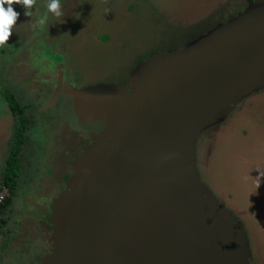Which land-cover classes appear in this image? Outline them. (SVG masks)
Instances as JSON below:
<instances>
[{
    "label": "water",
    "instance_id": "95a60500",
    "mask_svg": "<svg viewBox=\"0 0 264 264\" xmlns=\"http://www.w3.org/2000/svg\"><path fill=\"white\" fill-rule=\"evenodd\" d=\"M61 78L50 102L67 94L79 120L123 127L95 148L97 161L77 167L76 187L58 201V264H244L246 236L205 194L192 139L264 83V0L184 48L151 54L118 86L61 88ZM10 133L0 128V153Z\"/></svg>",
    "mask_w": 264,
    "mask_h": 264
},
{
    "label": "rangeland",
    "instance_id": "374dc122",
    "mask_svg": "<svg viewBox=\"0 0 264 264\" xmlns=\"http://www.w3.org/2000/svg\"><path fill=\"white\" fill-rule=\"evenodd\" d=\"M48 3L49 0H35L34 14L30 17L24 15L22 6L14 5L20 13L16 25L24 32L13 31L6 44H9V57L0 60L9 61L11 73L12 57H19L16 63L22 67L17 76L34 65L51 74L61 67L65 77L75 87L82 88L118 86L151 53L184 48L219 23L244 13L250 0H60L63 15L57 18L49 12L46 25L40 30L35 27L38 19L35 9L38 7L43 14ZM19 45L22 49L18 52ZM46 50L57 57L55 61L41 58L40 54ZM194 53L191 50L187 56L198 62ZM196 54L204 56L205 51ZM57 63L60 64L56 67ZM15 81L13 89L18 88L21 92L18 95L25 101L21 95L30 97L31 81L23 77H16ZM68 96H60L58 113L41 107L42 104L32 108L44 121L37 119L28 126L27 144L22 145L18 154L23 170L20 169L19 191L12 205L26 217L14 226L19 236L12 233L5 246H0L4 264H46L47 261L58 264L65 255L62 226L55 221L61 211L58 201L68 197L76 187L77 167L84 169L97 161L98 155L93 157L95 148L109 141L113 132L117 136L121 133L117 129L123 127L122 123L79 120L74 112L75 104ZM75 130L87 137H81ZM103 130L108 133L106 137ZM192 143L195 173L205 194L208 192L219 208L232 215L246 236L244 264H264V176L258 177L264 173V83L236 100L221 120L200 127ZM171 151L176 153V147ZM183 163L175 173H183ZM12 213L10 221H17V212Z\"/></svg>",
    "mask_w": 264,
    "mask_h": 264
},
{
    "label": "flooded vegetation",
    "instance_id": "af4514ba",
    "mask_svg": "<svg viewBox=\"0 0 264 264\" xmlns=\"http://www.w3.org/2000/svg\"><path fill=\"white\" fill-rule=\"evenodd\" d=\"M17 29V32L16 33H20L21 30H22V27L19 26V25H14L13 26V31ZM23 31V30H22ZM24 32V31H23ZM32 32V31H31ZM12 45V44H11ZM20 49L18 50V52L22 49L21 46L19 45ZM14 49V48H13ZM40 52H42V48H40ZM13 53V52H12ZM32 54V53H31ZM153 54V53H151ZM6 55L9 57V44L6 45V46H3V47H0V57H6ZM23 54H19V56H21ZM38 54H34L33 56H36ZM26 57V56H25ZM37 58H40V56H38ZM14 58L12 57V62L14 63V67H10L12 69V72L9 73V61L6 62V63H3L1 60H0V123L3 127V129L7 128V129H10L11 130V133H10V136L12 134V128H13V122L15 121L14 119V116L11 112L12 110V107L11 105L9 104V101L7 100V98L4 97L3 95V91H6L7 94L10 93L11 96L15 97L16 100L18 101L19 104H27V106L24 108V110L22 111L23 114L27 117H29L30 119V124H33V123H36L37 122V119L39 121H44V120H40V113L36 114L32 108L36 105V106H42L41 107H47L50 109H52L54 112L56 111V113H58L59 111V108L58 107V104L59 102L61 101L60 99V96L61 95H65V96H68L67 94H64V93H57L56 97L50 102V98L52 97L53 95V92L57 86V83L59 81V78H61V88L64 87V85L66 84H73L74 83L71 81L70 78H67L65 77V75L63 74L62 72V68L61 67H58V70L56 71L55 74H51V73H46V72H42L41 71V68L37 67L34 65V67H31L30 70L28 72H23L22 75H18V70L22 67V66H17V63L16 61H18L20 58L19 57H16L14 60ZM60 63H57L56 64V67L57 65H59ZM15 68V69H14ZM38 73L37 75L35 73ZM61 72V75L58 76V73ZM40 75V76H39ZM58 76V77H57ZM16 77H23L25 80L27 79H30L31 81V94H30V97H23L21 95V97L25 100V101H22L20 96L18 94H21V92L19 91V89L17 88V91H14V86H15V80H16ZM49 81V83L47 84V87H44V84H46V82ZM34 82V83H32ZM22 86V85H21ZM75 86V85H74ZM25 88V86H22ZM21 87V88H22ZM52 87V88H51ZM51 88V90H50ZM70 98V96H68ZM71 99V98H70ZM60 100V101H59ZM28 101H30V104L28 103ZM45 101V102H44ZM53 102V103H52ZM43 103H46V105H43ZM52 103V104H51ZM51 104V105H50ZM56 108V110H54V108ZM55 113V114H56ZM34 115L36 116L34 118ZM56 116V115H55ZM46 117H44L45 119ZM50 119V118H49ZM46 118V120H49ZM10 120V121H9ZM11 122V124H10ZM0 125V128H2ZM3 131V130H2ZM76 131V130H75ZM78 135H80V133H78V131H76ZM90 135V134H89ZM93 134H91L92 136ZM9 136V138H10ZM81 137H83V135H80ZM87 137V135H85L83 138ZM8 138V139H9ZM7 139V140H8ZM27 139L26 138L24 140V143L23 144H27ZM22 144V145H23ZM6 148H7V141L5 142V147L4 149L2 150V152L0 153V155L2 154V156L0 157V162L1 160L7 155V151H6ZM22 148V146H21ZM44 155V154H43ZM47 154H45L46 156ZM49 166V165H48ZM50 168H51V165H50ZM19 169H22V166L20 164V168ZM23 170V169H22ZM22 175L19 173V175L17 176V179H16V184H15V187H14V195L12 196L11 198V201L9 203V206H8V213H7V216H6V223L2 225V232H0V246L4 247L5 244L8 242V236L11 237L12 233L15 234V236H19V234H16L14 231V226H16V224H19L24 217L26 216H23L24 213H20L18 210H15L13 208V199L15 198L16 196V193L17 191H19V182H18V179L19 177H21ZM57 179H58V176H57ZM56 180V179H55ZM53 182V181H52ZM18 183V184H17ZM2 200V199H1ZM12 212H17L16 214L18 215V220L17 221H13L10 219L12 218L11 216L13 215ZM47 217L45 216V219ZM9 224H11V229H9ZM13 241H16V240H12ZM11 242V243H12ZM38 242V241H37ZM14 245V244H12ZM24 247V246H22ZM21 247V248H22ZM46 247V246H45ZM20 249V248H19ZM19 249H17V251H19ZM38 250L40 251V247H38ZM45 252V251H44ZM43 252V253H44ZM0 264H4L3 263V257L1 256V252H0Z\"/></svg>",
    "mask_w": 264,
    "mask_h": 264
},
{
    "label": "trees",
    "instance_id": "16d2710c",
    "mask_svg": "<svg viewBox=\"0 0 264 264\" xmlns=\"http://www.w3.org/2000/svg\"><path fill=\"white\" fill-rule=\"evenodd\" d=\"M3 95L9 101L12 107V114L15 121L13 122L12 134L7 140V155L0 162V191L5 190V194L0 200V232L2 225L6 223L8 206L14 195V187L17 176L20 173V159L18 157L21 146L27 137V129L30 125L29 117L23 114L27 104H19L15 97L3 91Z\"/></svg>",
    "mask_w": 264,
    "mask_h": 264
},
{
    "label": "clouds",
    "instance_id": "9594fccd",
    "mask_svg": "<svg viewBox=\"0 0 264 264\" xmlns=\"http://www.w3.org/2000/svg\"><path fill=\"white\" fill-rule=\"evenodd\" d=\"M14 5L22 6L25 9V16L30 17L34 14L33 8L35 5V0H0V47H3L8 43L9 37L13 33V26L16 25L17 19L20 15V13L15 10ZM49 12L57 18L63 15L60 0H49V3L47 4V11L43 14L39 13L38 7L35 9V14L38 15L35 25L36 28L40 30L44 29V26L48 20ZM39 43L43 44V41H39ZM40 55L41 58L45 60L55 61L57 58L51 54L50 50H46ZM37 64H40V60H37ZM260 176H264V173H259L258 177Z\"/></svg>",
    "mask_w": 264,
    "mask_h": 264
},
{
    "label": "built area",
    "instance_id": "2783aa9c",
    "mask_svg": "<svg viewBox=\"0 0 264 264\" xmlns=\"http://www.w3.org/2000/svg\"><path fill=\"white\" fill-rule=\"evenodd\" d=\"M4 194H5V190L2 189V191H0V200L3 198Z\"/></svg>",
    "mask_w": 264,
    "mask_h": 264
}]
</instances>
